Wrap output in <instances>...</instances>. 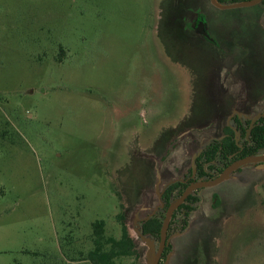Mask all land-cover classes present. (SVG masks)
I'll return each mask as SVG.
<instances>
[{
    "label": "rangeland",
    "instance_id": "obj_1",
    "mask_svg": "<svg viewBox=\"0 0 264 264\" xmlns=\"http://www.w3.org/2000/svg\"><path fill=\"white\" fill-rule=\"evenodd\" d=\"M205 2L208 28L218 36L244 42L252 33L253 9L225 12L213 27L219 15ZM188 5L0 0V264H91L85 256L94 224L103 222L105 237L119 239L121 213L137 256L115 263L144 260L138 233L151 210L133 197L142 157L132 153L151 149L193 102L199 108L178 60L182 49L170 54L173 44L164 36L176 27L166 23H178ZM230 50L235 68L243 53L238 45ZM241 84L222 87L236 105L245 99ZM179 133L165 161L152 158V179L155 163L162 180L158 195L167 181L189 176L198 151L199 142ZM232 179L202 191L188 224L167 233L170 243L193 228L194 237L203 233L202 244L190 243L187 264H264V168L248 166ZM149 240L157 247L158 239Z\"/></svg>",
    "mask_w": 264,
    "mask_h": 264
},
{
    "label": "flooded vegetation",
    "instance_id": "obj_2",
    "mask_svg": "<svg viewBox=\"0 0 264 264\" xmlns=\"http://www.w3.org/2000/svg\"><path fill=\"white\" fill-rule=\"evenodd\" d=\"M199 1L200 0H195L196 3H192V7L195 6L196 10H192V13L194 15H192L191 18L186 21V27L191 34L199 39L200 44H202L205 48L206 46H208V48L206 49H201L203 54H209L213 56L211 62H203L200 66L202 70H206V68L208 70V72L202 73V77H204L205 81H200V84L202 86H204L205 84V86H213V88H216L214 89L213 93L210 94V96L213 95L215 98L216 96H218V100L221 101V105L216 108V111H213L212 114L209 115L213 120L211 122H208L207 125L198 127L197 124H193L191 128L180 131L182 135L185 134L186 136H189L188 143H191L192 140L195 144L199 142L197 145L198 151L196 153V156L192 158L189 176H185L182 179H169L170 181H167L164 184L159 195L157 186L161 183L162 180L158 179L157 177L155 163L154 166L156 177L155 179H152L153 172L150 170V168L153 167L152 158L154 156L158 157L161 161H165L171 150L170 147L174 142L173 139H171L163 149L154 148L155 143L158 140L157 139L151 149L147 151L135 152V157L137 155H140L142 157V160L138 161L139 167L141 168V179H132L133 184L131 185L133 186V197L137 200H146L148 202L147 209L151 210V212H149L148 216L141 222V224L146 223L151 219L157 218L161 222L162 227L165 215L169 207L175 201L180 199L183 193L191 185L212 182L218 179L222 175V173L235 162L241 159L257 157L264 154V150H259L254 155H243V151L246 148H250V144L252 141V131L257 126L260 120H264V28L262 27L264 11H262L261 8H257L258 5H260L264 0L255 5L245 7V9H253L254 16L252 18V21L250 22L253 31L249 34L248 37L244 39V42L240 41L234 35L218 36V34H216V32L214 31V28L213 31H211L208 28L207 13L209 12V9H207V5L205 4V1L207 0H202V4H199ZM250 1L253 0H244L237 3ZM220 5L225 6L231 4ZM208 6L212 8L213 13L219 15L218 17L214 18L213 27L215 26L216 21L221 18L220 15L224 14L225 16L222 17L226 18L228 15L225 12L235 10H220L214 7L210 0H208ZM237 45L239 46V50L243 53V55L240 54L241 57H239L238 65H236L234 68L233 63L235 57H233V53L231 52L230 48L231 46L237 47ZM255 47L257 51L255 50ZM255 54V59H252L251 56H255ZM203 64L206 65L203 66ZM210 71L212 72V76L210 79H207V77H209ZM234 80H239L240 82H242L245 89L244 102L238 105L234 103L231 96L222 93V87L225 86V82L230 83V81ZM190 82L192 84V76ZM202 92H205L204 89H202L201 93ZM235 107L237 110L234 111ZM208 113L209 111H205V114ZM253 113H255V115H253ZM188 115H186L185 117H187ZM255 117L258 118L253 123V127L250 128L251 120ZM197 118H200V116L198 115ZM221 118H226V121L223 120V126H221L220 121H217V119ZM211 131L212 133H209ZM201 132H204L206 134L202 136ZM196 135L201 137L199 139H196ZM208 139L209 141L207 143L202 144V141H207ZM231 142H233L237 148V150L232 152H230L229 150V144ZM147 152L150 153L149 156L143 155ZM248 166H253L256 169H262L264 168V162L237 168L230 172L221 183L215 186L200 187L190 191L183 202L179 204L178 207L173 211L170 217V221L168 223V228L166 231V245L163 249L158 264H174L173 259L176 253V247H174L175 239L182 236L188 237L190 234H192L194 228L190 230L188 234L175 237L170 243V239L167 233H169V231L172 232L174 228L181 226L182 223L186 225L188 224V218L195 211V205L199 201L198 198L201 192L212 190L214 187L223 183H230V179L235 177V175L238 174L241 170L244 171L246 168H248ZM250 173L254 176L258 175V173L255 172ZM216 197L217 196L213 197L214 201L216 200ZM156 239H160V231ZM192 240V238H190V240L186 239V242L182 244L184 247L183 249L186 252V256L187 254H189L190 248H192V246L190 245V243H192ZM183 264H187V262H184Z\"/></svg>",
    "mask_w": 264,
    "mask_h": 264
},
{
    "label": "trees",
    "instance_id": "obj_3",
    "mask_svg": "<svg viewBox=\"0 0 264 264\" xmlns=\"http://www.w3.org/2000/svg\"><path fill=\"white\" fill-rule=\"evenodd\" d=\"M187 5L189 0H183ZM220 4H233L244 0H217ZM190 5L184 6L182 11L179 15V22L177 23L176 20L168 21L166 26L172 24L176 26L174 29L164 32V36L170 42L172 41V46L170 48L169 53L176 51L177 47H181L182 53L178 57V60L189 70L192 76V86L194 91V99L199 100V108L196 109L195 102L192 103V109L190 114L185 117L180 124L175 129H167L164 130L158 140L155 143L154 148L156 149H163L171 139H173L174 134L177 132L186 130L191 128L193 124H197L198 127H202L207 125L208 122H211L213 119L210 114L213 111H216V108L220 106V102L218 100V96L216 98L213 96L211 97L210 94L213 93L214 89L213 86L208 87L207 85L203 87L200 84V81H205L204 77H202V73L208 72L206 70H202L200 68L203 62L209 63L213 59V56L209 54H203L201 49L206 48L200 44L199 39L195 37L193 34L186 27V21L191 18L193 15L192 10H196V7H192V2L190 1ZM257 8H261L264 11V1L258 5ZM168 24V25H167ZM195 49L196 57L191 56V50ZM198 64L193 66V64ZM212 76V72L210 71L209 77L210 79ZM200 89V94L198 95L196 92ZM204 89V93L202 91ZM199 110V114H198ZM205 111H209L208 114H205ZM198 115L200 118H197ZM224 119H217L220 121L221 126L224 125ZM230 152L237 150L236 146L233 142L229 144ZM259 150H264V120H260L257 126L252 131V141L250 144V148H246L243 151V155H254ZM149 152L144 153L143 155L149 156ZM135 157L132 153V158ZM131 158V159H132ZM117 219L121 223V236L119 239H115L112 237H105L104 235V223L103 222H96L94 224V240H93V247L92 249L86 254V260L89 261L91 264H116L115 261L121 258H128V257H136L137 256V246L134 240L129 236L126 224L124 223L125 214L121 213L117 216ZM161 227V222L157 219H151L146 223L141 224L142 234L144 236H149L152 238H156L159 235ZM194 231V230H193ZM188 236V235H187ZM203 233L197 234L195 237L190 234L188 237L182 236L174 241V247H176L175 257L173 259L174 264H183L187 262L186 259V252L184 251L183 243L186 242V239L190 240L192 238L194 243H201L204 242ZM198 239V241H197ZM192 240V242H193ZM210 242V241H209ZM141 259V258H140ZM140 264H143V260L139 261Z\"/></svg>",
    "mask_w": 264,
    "mask_h": 264
},
{
    "label": "water",
    "instance_id": "obj_4",
    "mask_svg": "<svg viewBox=\"0 0 264 264\" xmlns=\"http://www.w3.org/2000/svg\"><path fill=\"white\" fill-rule=\"evenodd\" d=\"M261 1L262 0H253L250 2H242V3L223 6V5L218 4L217 0H210L212 5L218 9H220V10L245 8V7L255 5ZM257 118L258 117H255L254 119L251 120L250 128L253 127V123L255 122V120ZM259 162H264V154L261 156H257V157H249V158L241 159V160L235 162L233 165H231L229 168H227L218 179H216L212 182L198 183V184L191 185L183 193V195L180 197V199L175 201L167 210V213L165 215V219L163 221V224H162V227L160 230V239H159L157 247L155 246L154 242L149 240V236H144L142 234L141 225H140L138 237L140 238L141 241L144 242V244H145L144 247L146 248V251L144 254L143 264H158L159 263L161 254H162L163 249L166 245V231L168 228V223L170 221V217H171L173 211L178 207L179 204H181L183 202V200L190 193V191H192L193 189H196V188H200V187L215 186V185L221 183L224 180V178L227 177L228 174L230 172H232L233 170L240 168V167H243V166L250 165V164H256Z\"/></svg>",
    "mask_w": 264,
    "mask_h": 264
}]
</instances>
